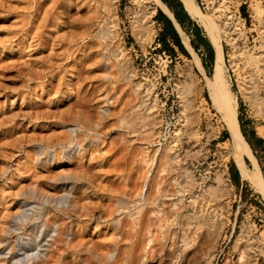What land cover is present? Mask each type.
Segmentation results:
<instances>
[{"label": "rangeland", "instance_id": "374dc122", "mask_svg": "<svg viewBox=\"0 0 264 264\" xmlns=\"http://www.w3.org/2000/svg\"><path fill=\"white\" fill-rule=\"evenodd\" d=\"M195 2L219 28L240 130L264 140V0ZM158 11L171 13L160 0H0V240L12 249L0 264L28 254L17 236L40 225L37 264H112L113 243L115 264H264V202L233 178L204 88L213 65L205 73L174 17L191 55L170 54ZM71 127L81 130L69 145ZM251 153L264 181L262 147ZM71 184L76 205L62 208ZM21 210L28 223L5 236Z\"/></svg>", "mask_w": 264, "mask_h": 264}, {"label": "bare ground", "instance_id": "6f19581e", "mask_svg": "<svg viewBox=\"0 0 264 264\" xmlns=\"http://www.w3.org/2000/svg\"><path fill=\"white\" fill-rule=\"evenodd\" d=\"M157 1L159 3V0H157ZM179 1L183 5L187 14L206 31L207 37H208V39H209V41H210V43L214 49L215 55H214V63H213V70H212V78L205 80L204 88L206 89L209 100L211 101V103L214 106V108L216 109V111L220 114L222 121L224 122V124L227 127V130H228V133L230 136V146H231L230 148L232 150V160H233L235 166L237 167V169L239 171L240 177L242 179L248 181L253 186V188L259 193V195L261 196V198L264 202V181L261 177V173H260V169L258 167L257 161L254 158V156L252 155L250 147L247 144L245 138L243 137V135L241 133L240 125H239V121H238V115H237V106L238 105H237L235 97L230 92V85H229L228 75L226 73L227 68L225 66L224 58H223V48H222L219 28L211 21V19L209 18L208 15H205L200 10V8L196 4L195 0H179ZM161 9L163 10V8H161ZM166 13H167V16L171 19V21H174L173 15L171 13H168V12H166ZM100 35H101V33H100ZM187 49L190 51V47L187 46ZM139 87H140V84H135L136 90ZM249 94H251L250 91H249ZM251 97H252V95H251ZM182 103H183V106H185L184 96H182ZM143 105H144V100H142V102H141V106H143ZM151 116L152 115H150V114H146V117L142 121H140L142 127H145L146 119L151 117ZM151 119H154V117L152 116ZM125 120H126V118L123 119L122 122ZM133 122H134V120L131 119L127 123V124H129L132 131H134L133 130L134 129V123ZM80 130L81 129L79 127H71L67 130V133L70 137L68 140L69 145L73 144V140L75 138V135H76L77 131H80ZM62 157H64V156H62ZM54 158L56 159V157H54ZM245 158H247L248 161L250 162V164L252 165V169H249L246 167L245 161H244ZM44 160H46V159H44ZM55 161L56 160L53 159V162H55ZM50 162H51V160H50ZM62 178H63V176H62ZM66 178H68V177H66ZM72 179L74 180V178H72ZM63 180H65V178L62 179V181ZM56 181H58V180H56ZM65 181L67 182V179ZM73 186L74 185L71 184V187L64 194L59 196V198H58L59 200L56 199V203L57 204L59 203L60 207L70 208V207H72L73 204H74L73 206L76 205L75 200L71 199V196H70L71 194L69 193L70 190L71 191L73 190ZM29 192H30L29 197H32V196L34 197L36 194L35 190L29 191ZM36 196H37V194H36ZM147 196H148L147 187H146V185H143V188H142V190L138 196V200H139V203L141 205L140 207L148 205L147 204L148 201H146ZM39 197H42V196H39ZM123 205H126V204H123ZM25 207L26 206H24V210L26 209ZM24 210H21L22 214H19V213H21L19 211V213H17L19 215L16 214V215L10 217L9 218L10 220L8 219L10 221L9 222L10 224L6 228V231L3 233V234H5V236L9 237L10 233H18L19 229H20V227H18V225L20 226V225H24L23 223H26V224L28 223V222H25V220L28 219V212L29 211L27 210L28 212H26ZM31 214H32V212H31ZM113 225L116 228L115 224H113ZM40 228H42L41 225L36 228L40 232L39 235L36 233L37 235L36 234L34 235V237H33L34 239H30L26 243H23L22 242L23 240L21 241V238L19 236H17V239H16V244L18 247L17 252L19 254H22L21 252H24V253L29 252V253L26 254L24 257L17 258V260H14L15 262L11 258H10V261H13L14 263H17V264H20V263H22V264L23 263L37 264L38 262H40L46 258V255L48 252V243L45 245V247H44V244H43V246L39 244V240H40L39 238L42 234L40 231ZM49 231L51 234L49 235V238L47 241L55 239L59 233L57 228H51ZM26 238H27V236H26ZM0 241H1L0 243L3 244L2 249L0 251V258L5 260V259L9 258L12 249H11V247H9L7 245L5 238L1 239ZM114 242L117 243V238H114ZM192 246L193 245L191 244L190 240L189 241L184 240V242H183L184 251L190 250ZM116 247H117V245L113 243V249L110 252H108V254L106 255L107 261L110 263L113 262L112 264H115V257L117 256V250L118 249H116ZM74 248H76V247H74Z\"/></svg>", "mask_w": 264, "mask_h": 264}, {"label": "trees", "instance_id": "16d2710c", "mask_svg": "<svg viewBox=\"0 0 264 264\" xmlns=\"http://www.w3.org/2000/svg\"><path fill=\"white\" fill-rule=\"evenodd\" d=\"M160 1L163 5L164 4L166 5L164 6L168 8V10L173 15L178 26H180L181 30L188 37H191V36H194L195 38L200 37V33H202V29L198 27V25L190 18V16L184 10L183 5L181 4L179 0H160ZM157 19L163 25V30L160 35V40H161V44L163 45V47H165V49H167V51L170 54L175 52L174 47H176L181 54H183L186 57H189V54L187 53V51L183 47V44L181 43L180 37L176 31L177 29H175L176 27H174L170 19H168V17L164 15L162 11H158ZM192 40L193 39H190L191 45L193 46ZM169 42H171V44L174 47H169ZM209 48H210L211 58L213 59L214 51L210 44H209ZM241 133L243 137L245 138L247 144L249 145L251 151L255 154V157H257L256 152H257L258 146H261L262 151L264 152V140L263 139L256 137L255 133L251 134L253 139H250L249 137H247L243 129H241ZM232 169H233V178H235L236 181H239L240 179L239 173L237 169L234 167V165L232 166Z\"/></svg>", "mask_w": 264, "mask_h": 264}, {"label": "crops", "instance_id": "0c3cea01", "mask_svg": "<svg viewBox=\"0 0 264 264\" xmlns=\"http://www.w3.org/2000/svg\"><path fill=\"white\" fill-rule=\"evenodd\" d=\"M165 5V4H164ZM166 6V5H165ZM168 9V8H167ZM163 13V12H162ZM164 15H166L165 13H163ZM167 16V15H166ZM168 17V16H167ZM191 18V17H190ZM168 19H170L168 17ZM192 19V18H191ZM193 20V19H192ZM171 21V19H170ZM194 21V20H193ZM172 22V21H171ZM195 22V21H194ZM196 23V22H195ZM172 24L174 25V23L172 22ZM199 26L198 23H196ZM175 27V25H174ZM201 28V27H200ZM176 29V28H175ZM177 31V30H176ZM178 33V32H177ZM185 34V33H184ZM179 35V33H178ZM186 35V34H185ZM187 36V35H186ZM180 37V35H179ZM188 37V36H187ZM201 37V38H200ZM200 37L199 38H195L194 36H191V37H188L189 39V43L191 45V41L190 39H193L192 40V43H193V46L191 45L193 51L197 54V56L200 58V62H201V65L206 73V70H208V64L209 66H212L213 63H214V55H213V59L211 58V54H210V48H209V44L211 45L209 39H207V37H205V35L203 34V31L202 33H200ZM205 40H204V39ZM180 40H181V43L183 44V47L185 48V50L187 51V53L189 54V56L191 55L190 52L187 50V48L185 47L184 43L182 42V39L180 37ZM173 46V45H172ZM174 47V46H173ZM212 47V45H211ZM213 48V47H212ZM174 49H177L176 47H174ZM178 50V49H177ZM214 51V49H213ZM183 55V54H182Z\"/></svg>", "mask_w": 264, "mask_h": 264}, {"label": "water", "instance_id": "95a60500", "mask_svg": "<svg viewBox=\"0 0 264 264\" xmlns=\"http://www.w3.org/2000/svg\"><path fill=\"white\" fill-rule=\"evenodd\" d=\"M184 8V7H183ZM185 10V9H184ZM186 11V10H185ZM236 169H237V167H236ZM238 170V169H237ZM238 173H239V171H238ZM239 176H240V174H239Z\"/></svg>", "mask_w": 264, "mask_h": 264}, {"label": "built area", "instance_id": "2783aa9c", "mask_svg": "<svg viewBox=\"0 0 264 264\" xmlns=\"http://www.w3.org/2000/svg\"><path fill=\"white\" fill-rule=\"evenodd\" d=\"M207 181H209V178H207Z\"/></svg>", "mask_w": 264, "mask_h": 264}]
</instances>
